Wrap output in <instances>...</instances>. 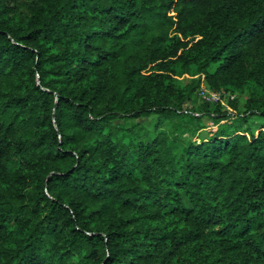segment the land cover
I'll list each match as a JSON object with an SVG mask.
<instances>
[{
	"label": "trees",
	"instance_id": "obj_1",
	"mask_svg": "<svg viewBox=\"0 0 264 264\" xmlns=\"http://www.w3.org/2000/svg\"><path fill=\"white\" fill-rule=\"evenodd\" d=\"M0 264H264V0H0Z\"/></svg>",
	"mask_w": 264,
	"mask_h": 264
},
{
	"label": "built area",
	"instance_id": "obj_2",
	"mask_svg": "<svg viewBox=\"0 0 264 264\" xmlns=\"http://www.w3.org/2000/svg\"><path fill=\"white\" fill-rule=\"evenodd\" d=\"M200 91H198V94L204 99L206 102H221V100L224 97H229L230 99H233L234 95L225 93L223 91H217L213 89H206L204 87H200ZM224 96V97H223Z\"/></svg>",
	"mask_w": 264,
	"mask_h": 264
},
{
	"label": "rangeland",
	"instance_id": "obj_3",
	"mask_svg": "<svg viewBox=\"0 0 264 264\" xmlns=\"http://www.w3.org/2000/svg\"><path fill=\"white\" fill-rule=\"evenodd\" d=\"M200 87H204L206 89H208L205 85H202ZM198 88L197 90V93H195L191 99V101L189 102V104H187V107H193L195 109L199 108L203 102H206L204 99H202V97L198 94V91H200L199 89L201 88ZM229 94V93H228ZM224 97V96H223ZM227 97H224L222 100H221V106L223 107V109H226L227 108ZM210 103H214V102H210ZM209 126H213V124L211 122H208L207 123Z\"/></svg>",
	"mask_w": 264,
	"mask_h": 264
}]
</instances>
